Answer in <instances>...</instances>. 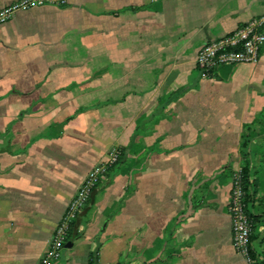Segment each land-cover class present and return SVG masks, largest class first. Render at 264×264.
<instances>
[{
    "label": "crops",
    "instance_id": "obj_1",
    "mask_svg": "<svg viewBox=\"0 0 264 264\" xmlns=\"http://www.w3.org/2000/svg\"><path fill=\"white\" fill-rule=\"evenodd\" d=\"M261 17L264 0H66L1 25L0 264H39L116 148L121 165L54 264H248L228 213L245 159L264 264V48L208 78L195 64L205 43Z\"/></svg>",
    "mask_w": 264,
    "mask_h": 264
},
{
    "label": "built area",
    "instance_id": "obj_2",
    "mask_svg": "<svg viewBox=\"0 0 264 264\" xmlns=\"http://www.w3.org/2000/svg\"><path fill=\"white\" fill-rule=\"evenodd\" d=\"M53 0H21L0 10V26L13 18L18 11L51 4ZM264 18L251 19L226 36L205 43L196 55V68L202 78L211 77L214 70L221 66L254 65L258 62L264 48ZM120 158V152L112 149L106 161L95 166L86 176L75 196L70 201L64 216L56 227L52 241L42 255L39 264H54L68 243L71 225L88 206L94 187L106 177L111 166ZM241 173L232 176L228 213L231 219V242L233 250L248 264H253L249 252L253 230L252 219L245 203L246 192L243 188Z\"/></svg>",
    "mask_w": 264,
    "mask_h": 264
},
{
    "label": "trees",
    "instance_id": "obj_3",
    "mask_svg": "<svg viewBox=\"0 0 264 264\" xmlns=\"http://www.w3.org/2000/svg\"><path fill=\"white\" fill-rule=\"evenodd\" d=\"M251 130L252 129L250 127L246 128V131H245L244 135L242 136V142L240 144V148H241V153L243 156H247V147L249 144L248 138H249V133L251 132ZM122 160H123V155L121 154L118 162L109 168L106 177H111L115 173V170L121 165ZM240 173H241V177H242L241 179H242L243 188L247 194L246 199H245V203L247 206H249L254 201L256 183L250 179L249 162L247 159H245L244 165H243L242 169L240 170ZM100 182L92 190L90 200H89V203H88V206L86 207V209L77 217L75 222L71 225L70 232L68 235V242L72 241L74 243V241H76L77 239L80 238V235L77 232V228H78V224H79V218L83 214L87 213V211L89 210V208L93 204L94 196L96 195L97 191L99 190V188L101 186ZM249 216L252 219V223H253L255 218L252 217V215H250V214H249ZM263 218H264V216H263ZM249 255H250V258L252 260H256V256L252 250H250ZM259 264H263V263H259Z\"/></svg>",
    "mask_w": 264,
    "mask_h": 264
},
{
    "label": "rangeland",
    "instance_id": "obj_4",
    "mask_svg": "<svg viewBox=\"0 0 264 264\" xmlns=\"http://www.w3.org/2000/svg\"><path fill=\"white\" fill-rule=\"evenodd\" d=\"M19 1H21V0H17V1H15V2L9 4V5H6V6L2 7L0 10H2L3 8L8 7V6L12 5V4H15V3L19 2ZM65 5H66V0H53V2L51 4H46V5H43V6L63 7ZM43 6H39V7H43ZM34 8H36V7H34ZM116 150H118L120 152V155L122 154V149L116 148ZM61 256H62V254H61Z\"/></svg>",
    "mask_w": 264,
    "mask_h": 264
},
{
    "label": "water",
    "instance_id": "obj_5",
    "mask_svg": "<svg viewBox=\"0 0 264 264\" xmlns=\"http://www.w3.org/2000/svg\"><path fill=\"white\" fill-rule=\"evenodd\" d=\"M72 244H73L72 241L68 242V243L66 244L65 248H66V249L71 248V247H72Z\"/></svg>",
    "mask_w": 264,
    "mask_h": 264
}]
</instances>
